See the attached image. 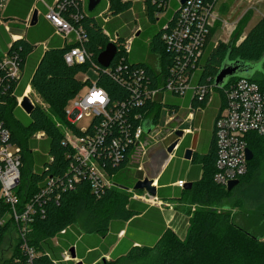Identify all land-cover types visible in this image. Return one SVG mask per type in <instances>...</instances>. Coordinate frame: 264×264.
I'll use <instances>...</instances> for the list:
<instances>
[{
  "label": "trees",
  "instance_id": "16d2710c",
  "mask_svg": "<svg viewBox=\"0 0 264 264\" xmlns=\"http://www.w3.org/2000/svg\"><path fill=\"white\" fill-rule=\"evenodd\" d=\"M34 1L9 0L2 18L24 21ZM62 1L58 0L57 4ZM65 1L64 7L59 10L61 16L73 27L82 28L85 34L83 46L88 58L82 64L69 65L64 62L65 52L76 44H66L59 37L52 35L53 29L41 16H38V22L34 26L27 29L25 36L14 41L9 40L6 35L1 38L0 33V46L5 47L8 53L16 54L22 64L26 63V80L45 105L44 107L34 103V109L29 115L30 121L24 124L14 116V110L17 108L15 97L22 94L24 87L15 96L10 95L12 84L9 92L0 93V124L9 129L11 142L19 147L22 161L20 181L15 188V195L19 201L18 208L38 194L49 180H52L53 184L50 193H46L40 202L34 205L35 214L30 223V233L27 235L29 244L39 253L33 264H65L61 261L60 254L64 248L74 244L71 238L66 237L71 231L101 237L109 232L111 234L107 239L109 246L115 243L117 233L124 228V238L113 250L112 259L124 255L129 257L135 253L142 257L148 251L155 260L154 264H264V233L258 234L263 227L261 225L257 227L244 216L248 212L252 217L251 212L263 208L264 204V188H258L264 187V179L259 180L260 168L264 164L263 136L254 133L247 135V146L252 151L253 158L247 163L246 173L240 176L238 184L231 190L215 184L212 178L215 171L214 134L210 139L208 152L205 155L193 156V160L202 163V176L189 191L182 190V199L189 206H197L188 219L182 240L177 238L175 231L164 228L157 240L153 237L151 245L145 244L147 239L143 240V236L146 235L139 229L141 223L138 222L137 216L147 207L131 199V195L124 190L105 189L96 198L85 180L75 183L72 188H65V184L72 177L69 169L75 158L74 149L66 141L59 123L64 124L66 129L72 130L75 134L81 132L66 117V105L90 79L88 77L82 80L78 74L87 71L93 65L97 75L95 82L106 91L108 105L113 106L126 100L130 102L129 119L132 128L140 124L144 132H148L150 125L154 126L160 121V117L164 116V111L157 102L148 101L142 106L137 105V94H133L132 87L126 86L122 78H128L136 71H143L149 77L151 81L149 87L152 88L160 76L168 74L174 62V52L167 50L161 37L164 25L168 24L170 27L177 17L178 8L175 1L167 3L164 7L159 4L165 0H143L140 3L142 14L149 22L156 21L152 27L157 29L151 28L150 31L143 29L137 32L132 39L129 52L125 51L124 43L132 36L130 35L133 33L130 32L132 24L128 28L117 30L114 34L117 54L109 67L103 68L97 66L96 58L109 43L104 28L120 27L119 18L124 19L130 15L129 10L133 7L134 0H107V12L112 16L107 22H104L103 18L106 17H103L101 10L88 11L84 9L81 0ZM171 5L176 6L173 12L170 9ZM76 14H79V19L74 18ZM161 14L163 16L157 20L156 15ZM216 27L217 22L210 30L206 49L198 61L195 84L213 86L214 77L222 63L238 61L247 74H243L245 77L234 76L228 79L227 84L238 78H246L257 82L264 89V17L260 18L241 39L243 23L240 22L228 44L218 41L215 45L211 41ZM50 36L52 37L43 47L42 43ZM139 36L142 37V41ZM9 43L11 46L7 49L6 45ZM146 44L155 60L152 66L144 61ZM128 56L131 57V61ZM215 91L220 104L223 102L222 88L215 87ZM210 98V94L205 93L200 100L192 97L189 102L193 108L201 109ZM163 104L173 106L174 110L179 108L176 101L168 102V97L167 102ZM135 113L143 118L134 119L132 115ZM185 125L181 124L180 128H189ZM37 133L42 134L38 139L35 138ZM19 136L25 139V146ZM28 158L32 159V165L26 169ZM107 168L108 174L114 175L123 169L122 166L113 168L111 165H107ZM138 179H142V176ZM234 208L238 211L232 212ZM9 213V206L0 198V246L9 226H14L8 217ZM126 222L128 224L124 227ZM258 223L263 224L264 217ZM63 230L62 235L65 237L58 239L61 247L55 246L52 238L61 235L60 232ZM127 239L142 241L138 242L139 246L131 247V242ZM79 257L90 264L98 259V253L94 251L86 257V253L80 250ZM24 263L23 254L18 249L14 258L6 262Z\"/></svg>",
  "mask_w": 264,
  "mask_h": 264
},
{
  "label": "built area",
  "instance_id": "2783aa9c",
  "mask_svg": "<svg viewBox=\"0 0 264 264\" xmlns=\"http://www.w3.org/2000/svg\"><path fill=\"white\" fill-rule=\"evenodd\" d=\"M8 1L0 0V25L11 41H14L23 36L12 33L9 23L4 22L2 18ZM81 1L83 5V0ZM171 1H175L178 6L177 17L170 27L168 24L164 25L161 37L167 50L174 52V62L168 74L164 77L160 76L152 88L149 87L151 83L149 77L143 71H136L128 78H122L126 86L132 87L133 94H137V105L142 106L148 101L160 105L161 110L164 111L162 129L175 119L174 115L179 109L174 110L173 106H164L167 97L168 102L173 103L171 97L185 98L186 93L190 91L189 101L192 97L200 100L205 93L211 96L215 90L214 86L196 85L194 79L198 71V61L206 49L207 37L218 18L214 14L218 0H165L159 5L166 7ZM57 2L58 0H55L52 5L47 6L48 10L44 18L54 27L55 33L64 43L76 44L65 52L64 62L69 65L82 64L88 58L83 46L84 31L82 28L73 27L61 16L59 10L64 7L66 1L63 0L59 4ZM156 16L158 20L163 14ZM74 18L79 19V14L74 15ZM103 19L104 22L108 21L107 18ZM29 22L30 19L25 21L26 27H29ZM139 31V27L134 29L132 36L125 41L126 52L130 51L132 39ZM104 32L109 37V42L115 44L116 36H110L105 28ZM211 41L217 44V41ZM10 46V43L7 44V49ZM42 46L44 47V43ZM24 69L25 62L22 64L18 61L16 54L0 49V93L9 92L12 84L10 95L15 96V91L24 77ZM119 69L120 67L117 70ZM26 88L24 87L20 96L15 97L17 107L20 106L24 96L29 98L31 92H27ZM222 92L223 102L218 105L214 119L215 171L212 178L215 184L226 188L230 181L238 180L247 171L249 161L246 158L247 135L254 133L264 137V89L250 79L238 78L225 85ZM129 104L130 102L126 100L113 106L108 105L106 91L96 82H91L85 95L75 100L72 112L66 113L67 120L75 125L86 113H93V120L79 134L69 129L64 131L66 141L74 149L75 158L74 164L69 169L72 177L65 184V188H72L75 183L85 180L97 198L105 189L113 186L110 181L115 175L108 174L107 165L113 168L122 166L123 169L133 168L136 171H143L145 157L148 155L144 140L157 129V125H150V130L146 133L140 124L132 128ZM188 109L189 112L179 123L180 125L193 120L197 108H193L189 102ZM132 116L134 119L143 118L136 113ZM176 131L177 128L170 129L165 137L161 138L162 141L173 137ZM181 131L182 135H186L191 129H181ZM181 137L174 149L178 146ZM21 165L19 147L14 148L9 129L0 124V198L10 208L8 217L14 223L20 237L19 249L25 259L24 264H33L39 253L29 244L27 235L35 214L34 205L40 202L46 193H50L53 184L52 180H49L38 194L18 208L19 201L15 195V188L20 181ZM185 183V180H178L175 184L183 188ZM132 198L145 203L150 202V205L159 203L155 196H150L146 192L141 196L134 193ZM157 206L159 207L160 204ZM60 233H64V230ZM61 259L65 261L72 259L70 251H63Z\"/></svg>",
  "mask_w": 264,
  "mask_h": 264
},
{
  "label": "rangeland",
  "instance_id": "374dc122",
  "mask_svg": "<svg viewBox=\"0 0 264 264\" xmlns=\"http://www.w3.org/2000/svg\"><path fill=\"white\" fill-rule=\"evenodd\" d=\"M143 0H134L133 1V7L129 10L130 11V15H127V18H119L120 22H121V26L120 27H106L105 29L108 33H110L112 36L116 33L117 30H120L122 28H128L131 24V30L130 32H132L134 29L136 28H140V30H147L150 31L151 28H156V27H152L153 25H155L156 21L153 22H149L147 20V18L145 16H143V11L141 10L140 7V3H142ZM107 1L106 0H101L100 3L96 6L94 11H99L101 10V13L103 15V17H106L107 20L112 19V16L107 12ZM174 5L170 6V9L175 10ZM214 14L217 15V27L216 29H214V34L211 38V40L214 41H221L224 44H228L231 42L233 35H234V31L236 29V27L238 26V24L240 22L243 23V27H242V33L240 36V39L246 34V32L262 17H264V0H218L217 4L215 5L214 8ZM102 15L100 14V17H102ZM102 19V18H101ZM115 28V29H113ZM157 29V28H156ZM14 32V31H13ZM130 35H132L130 33ZM140 37V36H139ZM138 37V38H139ZM141 41H142V37H140ZM145 57H144V61L147 63L153 64V59L151 56H149V49L147 47V44L145 45ZM40 47V46H38ZM147 52V53H146ZM131 56V55H130ZM129 57V60L131 61V57ZM149 57V60H148ZM259 67V65H258ZM96 69L93 65H91L87 71L85 72H80L78 74V77L82 80L86 79V78H90L89 81H87V83L83 84L80 89L77 91V93L74 95V97L72 99H70V101L68 102V104L66 105V111L68 113H71L73 110V105L75 103V100L81 98L82 96L85 95V93L88 90L89 84L91 82H95L96 79ZM27 80L26 77L24 79L21 80L18 88L15 91V94L18 95V93H20L21 89L23 87H25V84H27ZM190 97V96H189ZM189 97H188V101H189ZM29 98L32 102L34 103H38L40 105H43L45 107V105L43 104L41 98L35 94L34 92H31L29 94ZM211 99L208 104L206 105V107L203 108L204 111V115L205 118L207 119L208 117L210 118V116H214V114L217 111V107L219 104V97L217 92L214 90L211 93ZM172 101H176L179 104V109L177 111V113H175L174 117L175 119L172 120L171 122L168 123V125L166 126L165 129H162V120H163V115L160 117V121L156 123L157 125V129L152 131L151 134H149V136L145 138V143H146V148H147V156L145 157V166H144V171H136L133 168H126V169H122L120 171H118L115 176L111 179V183H113L112 188L113 189H121L124 191H127L128 194H130L133 197V194L136 193L137 196H141L143 195L144 192H146L145 190L140 191L139 190H133V185L135 184L136 181H138V177L142 176L143 179V175L148 172V166L146 165V163L148 162V157L150 154L154 155V158L157 159L158 158V152L160 150L164 151V146L166 141H162L161 138H164L165 135L167 134V132H169L170 129L172 128H177V130H181L178 126L180 125L179 123H181L187 113L189 112V102L186 103L184 96L183 97H171ZM197 113V112H196ZM200 115H202V113H199ZM14 116L16 119L20 120L22 123L27 124L30 121V117L29 115L22 109V107L18 106L15 110H14ZM93 120V113H86L83 115V117L81 119H79L76 123L75 126L77 128H79L80 130H83L85 128H87L91 122ZM199 120L195 117L194 120L191 121H186L183 122V124H186L185 126H188L191 128L192 133L186 138V140H189V137H193L194 139H196L197 137V131L199 128L198 125ZM60 128L62 129V131H65V125L62 124L61 122L59 123ZM42 135L40 133H37L35 135V138H40ZM185 135H182L180 141H182L184 139ZM20 141L22 142V144L25 146L26 141L25 139H23V137L19 136ZM170 138H168L169 140ZM167 140V141H168ZM14 148H17V145L14 143ZM29 159V160H28ZM27 159V163H26V169L31 168L32 165V159L28 158ZM250 161V160H249ZM262 168H260V177L259 180L263 181L264 179V164H262ZM147 171V172H146ZM148 174V173H147ZM144 175V178H145ZM141 180V179H140ZM124 188V189H122ZM258 188L263 189V186H259ZM147 193V192H146ZM150 195V194H149ZM151 196V195H150ZM154 197V196H153ZM159 200V199H158ZM148 205H150V202H147ZM160 204V208L161 210L168 211L169 213L173 214L174 211L177 209L180 212H183L184 215H186V217L188 216L191 217L192 215V211L194 210V207L196 208V205H192L189 206L184 203H177L176 201H160L157 205ZM152 205L151 206H157ZM190 210V212H189ZM188 212V214H187ZM182 213V214H183ZM264 213V204H263V208H259V210H257L253 216L254 218H262V215ZM166 216V221L167 224H169L170 220H171V216L172 215H165ZM185 220H187L185 218ZM184 220V221H185ZM30 229L29 228V232L30 233ZM172 230V229H171ZM177 235V238H179L180 240H182L183 235H181V233L179 231L175 232ZM80 235V237H79ZM84 236V237H83ZM56 237V238H55ZM54 237L53 242L56 243V240H58L59 238H64L65 235H57ZM67 238H71V241H73L74 246L76 248V255H79L80 250H84L87 245H91V242L93 243L94 241V235H90V234H79L76 230L71 231V233H68L66 235ZM83 237V238H81ZM30 239V237H29ZM87 244V245H86ZM19 245H20V237L18 236V233L15 229L14 226L10 225L9 228L7 229L5 236L3 238V242L0 246V264H6L7 261L11 260L12 258H14L15 253L17 252V249H19ZM146 255L144 256H139L138 254H133L129 257L127 256H121L118 257L117 259H112L110 256L105 258V261H99L98 264H154L153 262L155 260L152 259L151 257V253L146 251L145 253ZM79 263V262H78Z\"/></svg>",
  "mask_w": 264,
  "mask_h": 264
},
{
  "label": "crops",
  "instance_id": "0c3cea01",
  "mask_svg": "<svg viewBox=\"0 0 264 264\" xmlns=\"http://www.w3.org/2000/svg\"><path fill=\"white\" fill-rule=\"evenodd\" d=\"M54 2H55V0H42V1L41 0H35L31 6L26 18L24 19V21H20V20H16V19H10V20L3 19V20H4V22H7V24L9 23V26L12 30V33L25 36L27 29L29 27H31L30 22H29V27H26L25 21L27 19H30V21H31L33 11L36 10V12H37L36 23L38 22V16L43 17L45 22L53 29L54 32L52 35H55V36L59 37L60 39H62L59 35H57L55 33L54 27L44 18V15L48 10L47 6L52 5ZM83 5H84V9L87 10L88 9L87 8V0H83ZM95 8L92 11H94ZM34 25H32V26H34ZM0 30H1L0 33L2 34L1 38H2V36L5 37V35L7 36V38L9 37V35L4 31L3 26H1V25H0ZM51 37L52 36H50L47 40H45L43 42L44 46L48 43V41ZM9 40H10V37H9ZM6 47H7V45H6ZM0 49L5 50V47L0 46ZM149 56H151L150 52H149ZM151 57L153 59V64H151V62L149 64L152 66L155 64V60H154L153 56H151ZM148 60H149V57H148ZM26 73H27V65L25 63L23 79L26 77ZM25 87H27L26 89L29 90L30 92H34L31 89L29 82H27V84H25ZM189 96H190V91L187 92L185 95L184 99H185L186 103L189 102L188 101ZM210 100H211V98H210ZM206 105H205V107H206ZM203 108H201V109L197 108L193 114V120L195 119V117L199 120V122H198L199 128H198V131L196 134L197 135L196 139H194L193 137H191V138L189 137V140H186V138L192 133V131H191L190 133H187L185 135L184 139L179 142L178 146L175 149H173L172 153H170V154L166 153V151H165L166 146H164V151L160 150L158 152V158L157 159L154 158L153 154H150L148 157V162L146 163V165L149 167L148 172L146 171L148 174L146 173V175L145 174L144 175H145V177L152 179L153 183L155 184L154 186L156 187L155 197L157 199H159L160 201H169L170 200V201H176L177 203L186 204V201H184L181 197L182 196V190L186 189L189 191L192 188L193 184L197 180H199L202 176V163L199 161L193 160L192 158L194 155H205L208 152L209 147H210L209 142H210V139L212 138L213 131H214V119H215V116L217 113V111H216L214 116H212V117L210 116V118L208 117L206 119L205 115H204ZM199 113H202V115H200ZM187 149L191 150V156L189 159L184 158V153ZM144 166H145V163H144ZM143 171H144V169H143ZM144 175H143V178H144ZM178 180H185L186 181L183 188H180L175 184L176 181H178ZM189 182L191 183V187L186 188V184ZM140 191H143V190H139V192ZM131 199H133L132 196H131ZM133 200L138 201L139 203L145 204L147 207L142 212V214L137 216L138 222L141 223V227L139 229H142V232L145 233L146 236H148L147 238H146V236H143V240H144V238L147 239L145 244L151 245L152 244L151 241L153 240V237H155V239L157 240L159 238V234L161 233V231L164 228H170L175 232L179 231L181 233V235L184 236L186 226L188 223V216L186 217V215H184L183 212H180L176 209L174 211V213L171 214L168 211L164 212L158 206H151V205H148L147 203H145L144 201L137 200V199H133ZM236 211H238L237 208H234L232 210V212H236ZM255 212L256 211H252L251 213L254 214ZM169 214L172 216H171V220H170L169 224H167L165 215H169ZM187 214H188V212H187ZM244 216L246 218L248 217L251 221H253L257 227L260 225L263 227L261 230L258 231V234L264 233V223L263 224L258 223L261 220V218L260 219L254 218L253 215L251 217L248 212H246L244 214ZM263 217H264V213L262 215V219H263ZM185 218L187 220H185ZM127 224H128V222H126L124 224V227H126ZM60 234L62 235L64 233H60ZM109 234L110 233L108 232L105 236H102V237L99 235H94L93 245L92 244L91 245L86 244L87 247L83 250L86 253V257H87V254H90L91 252L95 251L98 253V259L96 261L90 263V264H95L99 261H102L103 258H106L109 256L112 258L113 250L119 244L120 240L124 238L125 228L120 230L119 233H117L115 243L108 246L107 245L108 244L107 239L110 238ZM151 238H152V240H151ZM53 240H54V238H52V242H53ZM263 240H264V238H263ZM127 241L131 242V247H134V246H139L138 242H141L142 240H139V239H137V240L129 239L128 240L127 239ZM143 243H144V241H143ZM53 244L55 246L61 247L59 240H56V243L53 242ZM70 248H74L75 257L70 259V260H67V261L61 259L62 262H64L65 264H79V263L80 264H88V263H86L84 258L81 259L79 257V255H76V248H75L74 244H71L67 248H64L61 251V253L63 251L70 250ZM60 258H61V254H60Z\"/></svg>",
  "mask_w": 264,
  "mask_h": 264
},
{
  "label": "water",
  "instance_id": "95a60500",
  "mask_svg": "<svg viewBox=\"0 0 264 264\" xmlns=\"http://www.w3.org/2000/svg\"><path fill=\"white\" fill-rule=\"evenodd\" d=\"M100 1L101 0H87L88 11H92ZM36 14H37V12H36V10H34L33 14H32L31 21H30L31 26L36 23V17H37ZM116 54H117V48H116L115 44L109 42L105 46L104 50L97 56V58H96L97 65L99 67L108 68L109 65L111 64V62L113 61ZM243 74H247V72L243 71V68H242V65L240 64V62H238V61L223 62L219 71L217 72V74L214 77L213 86L216 88H223L227 84L228 79H230L234 76H237V75L245 77V75H243ZM20 107H22V109L28 115H30L34 109V104H32V102L30 101V99L28 97L24 96L21 103H20ZM149 129H150V127H149ZM181 136H182V131L177 130L173 137H170L169 140H168V138L165 140L166 141V143H165L166 153L170 154L173 152V149H174L175 145L178 143V140ZM190 156H191V150L187 149L184 153V158L189 159ZM246 158H247V160H251L253 158V153L248 148L246 149ZM238 182H239L238 180L230 181L228 183L226 189L227 190L233 189L238 184ZM152 184H153L152 179L145 177V178L135 182V184L133 185V190H145L151 196H155L156 195V187ZM190 187H191V183L189 182L186 184V188H190ZM122 189H124V188H122ZM69 251L71 253L72 258H74L75 257L74 248H70ZM104 261H105V258L102 259V262H104Z\"/></svg>",
  "mask_w": 264,
  "mask_h": 264
},
{
  "label": "bare ground",
  "instance_id": "6f19581e",
  "mask_svg": "<svg viewBox=\"0 0 264 264\" xmlns=\"http://www.w3.org/2000/svg\"><path fill=\"white\" fill-rule=\"evenodd\" d=\"M27 92H29V90H27Z\"/></svg>",
  "mask_w": 264,
  "mask_h": 264
}]
</instances>
